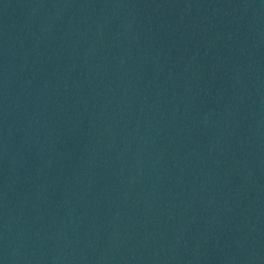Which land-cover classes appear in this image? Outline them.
<instances>
[{
	"label": "water",
	"instance_id": "obj_1",
	"mask_svg": "<svg viewBox=\"0 0 264 264\" xmlns=\"http://www.w3.org/2000/svg\"><path fill=\"white\" fill-rule=\"evenodd\" d=\"M0 264H264V18L0 0Z\"/></svg>",
	"mask_w": 264,
	"mask_h": 264
}]
</instances>
